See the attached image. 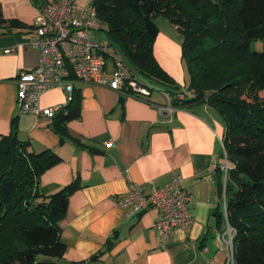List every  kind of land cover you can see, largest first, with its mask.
Wrapping results in <instances>:
<instances>
[{
	"label": "crops",
	"instance_id": "0c3cea01",
	"mask_svg": "<svg viewBox=\"0 0 264 264\" xmlns=\"http://www.w3.org/2000/svg\"><path fill=\"white\" fill-rule=\"evenodd\" d=\"M91 1L77 0V4ZM45 2L0 0L4 18L27 25L0 33V134L9 133L11 120L17 116L18 137L29 142V150L50 149L59 155L60 160L39 178L42 192L58 191L75 178L80 183L70 194L59 223L66 249L62 258L54 259L55 264H75L89 258L104 249L113 231L118 237L112 247L85 264H229L232 255L224 241L228 239L224 232L228 224L221 191L226 179L221 169L226 161L225 129L211 107H174L171 96L155 81L150 83L154 88L147 96L104 84L76 82L80 115L66 122L71 138L63 142L51 127L52 119L18 113L15 77L39 62V51L29 39L34 33V18ZM156 24L153 55L181 89H186L181 32L164 17L156 18ZM68 97L63 89L54 87L41 95L40 104L61 106L71 100ZM173 174L182 177V185L191 195L193 221L187 229L174 228L163 238L155 227L156 209L127 216L116 198L134 183L146 192L153 186L162 187ZM219 213L224 221L220 225Z\"/></svg>",
	"mask_w": 264,
	"mask_h": 264
},
{
	"label": "trees",
	"instance_id": "16d2710c",
	"mask_svg": "<svg viewBox=\"0 0 264 264\" xmlns=\"http://www.w3.org/2000/svg\"><path fill=\"white\" fill-rule=\"evenodd\" d=\"M91 4L99 30L132 72L162 84L172 106L206 104L221 117L228 165L221 191L224 218L233 230L229 264H264V0H92ZM158 17L168 19L182 35L186 89L192 92L183 98L177 97L183 89L153 55ZM26 26L4 18L0 8V33ZM257 42L260 49L252 47ZM79 115L80 95L74 89L51 122L61 142L70 137L66 122ZM59 160L50 149L29 150V142L18 137L17 116L9 133L0 134V264H55V258L64 256L59 223L80 183L75 178L50 194L38 185L43 172ZM222 222L219 213L218 224ZM117 237L113 231L104 249L75 264L98 259Z\"/></svg>",
	"mask_w": 264,
	"mask_h": 264
},
{
	"label": "built area",
	"instance_id": "2783aa9c",
	"mask_svg": "<svg viewBox=\"0 0 264 264\" xmlns=\"http://www.w3.org/2000/svg\"><path fill=\"white\" fill-rule=\"evenodd\" d=\"M33 26L29 43L39 51V62L30 69L21 70L15 77L18 113L52 119L60 105L42 106L41 95L58 87L71 99L76 82L104 84L113 89L129 88L139 96L150 94L153 86L129 69L121 53L106 40L93 37L100 24L91 2L81 6L77 0H46ZM191 94L189 89H183L177 97ZM227 168L225 161L221 165L225 174ZM191 202V195L183 187L179 174H173L162 187L153 186L150 192L134 183L127 193L116 198L117 205L127 216L156 209L159 215L155 227L163 238L174 228L189 227L193 221ZM224 232L228 234L224 241L232 255L233 230L227 225Z\"/></svg>",
	"mask_w": 264,
	"mask_h": 264
},
{
	"label": "rangeland",
	"instance_id": "374dc122",
	"mask_svg": "<svg viewBox=\"0 0 264 264\" xmlns=\"http://www.w3.org/2000/svg\"><path fill=\"white\" fill-rule=\"evenodd\" d=\"M93 37H98L102 40H106V33L103 31V30H99L98 32H96V34H94ZM253 48H258L260 49L261 48V43L257 42L255 43L253 46ZM183 61V60H182ZM183 65H184V73H185V76L188 77V72H187V69L185 67V63L183 62ZM264 94V92H262Z\"/></svg>",
	"mask_w": 264,
	"mask_h": 264
}]
</instances>
